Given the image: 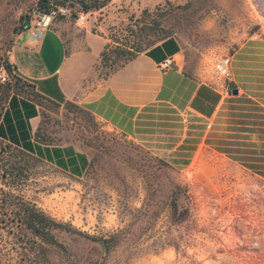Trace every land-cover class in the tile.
<instances>
[{
	"label": "rangeland",
	"instance_id": "1",
	"mask_svg": "<svg viewBox=\"0 0 264 264\" xmlns=\"http://www.w3.org/2000/svg\"><path fill=\"white\" fill-rule=\"evenodd\" d=\"M188 1L159 6L155 0H122L126 16L108 23L116 30L110 47L136 52L171 35H190L207 14L224 9H243L255 22L256 35L264 38V0ZM153 7L160 26L150 31L145 21ZM8 11L14 18L22 13L4 1L0 17ZM187 12L194 14L193 21H185ZM9 47L1 41L0 65L8 61ZM5 87L0 86V96ZM37 100L39 137L89 151L91 168L77 179L50 165L40 167L32 158L29 165L0 140V264H264V177L221 152L222 137L213 128L210 139H201L180 167L78 105ZM3 107L0 103V117ZM257 138L252 142L258 143ZM23 166L30 190L17 177ZM24 201L32 211L73 229L54 232L67 252L53 251L51 263L32 260L8 234L9 229L17 238L31 237L24 224L28 214L18 204Z\"/></svg>",
	"mask_w": 264,
	"mask_h": 264
},
{
	"label": "crops",
	"instance_id": "2",
	"mask_svg": "<svg viewBox=\"0 0 264 264\" xmlns=\"http://www.w3.org/2000/svg\"><path fill=\"white\" fill-rule=\"evenodd\" d=\"M162 1L170 0H155L158 5ZM155 7L148 10L151 17ZM242 10L212 11L199 31L161 39L109 74L101 62L110 45L106 30L93 21L79 29L72 18L58 19L39 42L28 31L15 34L7 59L22 83L12 85L4 104L0 140L25 151L40 167L50 165L83 178L91 168L89 151L73 143L48 144L39 137L37 99H43L61 107L78 105L180 167L187 165L201 139H210L211 128L221 134V152L226 139L234 144L237 137L256 136L264 143V38L256 35L255 22ZM101 15L107 26L115 19L121 22L126 16L122 0H112ZM193 15L187 12L185 21H193ZM206 37L211 42H204ZM228 54L232 79L224 94L213 84L212 65ZM169 57L174 66L163 72L159 64Z\"/></svg>",
	"mask_w": 264,
	"mask_h": 264
},
{
	"label": "trees",
	"instance_id": "3",
	"mask_svg": "<svg viewBox=\"0 0 264 264\" xmlns=\"http://www.w3.org/2000/svg\"><path fill=\"white\" fill-rule=\"evenodd\" d=\"M4 1H7L8 6H13L16 12L22 10L18 18L13 17V11H8L7 14L0 17V43L1 41L5 42L8 48L10 44L9 41L14 38L15 34H20L28 30L32 12L35 9L47 13L53 5L68 6L75 11L74 16H76V12L79 11H98L108 5L112 0H0V4ZM148 17L150 19H148ZM159 17L160 16L156 15V17L152 19L151 15L148 14L145 26L150 27H146L145 29L150 31L158 29L160 26ZM3 37L5 38L4 40L2 39ZM11 41H13V39ZM109 47L110 46H108L103 53L102 60L105 66H111L112 69L117 68L135 56V52L130 51L127 47H116L114 49ZM140 49L141 48H139V50L137 49L136 52H139ZM4 63L7 65V68L10 69L11 66L8 61L5 60ZM19 83L20 81L17 82V85H20ZM11 89L12 86L8 85V87L2 90L0 103H3V105L8 101ZM67 105L71 106L72 104ZM32 115L36 116L37 112H33ZM261 121L264 122V118ZM230 142V139L229 141L226 139L223 153L237 161L243 167L264 177V143H254L249 136L245 138L237 137L234 144ZM26 214H28V211H26ZM26 217L24 224L31 234L30 238H17L15 232L9 229L8 234L13 235L12 237L15 242L22 244V246L24 245V249L32 256V260H35L36 257H41L51 263L53 251L60 250L67 252V247L58 240L54 232L57 230L72 231L73 229L70 225L59 223L50 216L42 215L34 211H31ZM5 228L8 227L6 226ZM37 239L40 240L39 243H37ZM93 240L97 239L93 238Z\"/></svg>",
	"mask_w": 264,
	"mask_h": 264
},
{
	"label": "built area",
	"instance_id": "4",
	"mask_svg": "<svg viewBox=\"0 0 264 264\" xmlns=\"http://www.w3.org/2000/svg\"><path fill=\"white\" fill-rule=\"evenodd\" d=\"M105 7L101 8L98 11H93V12L79 11L76 12V16H74L75 11L68 6L53 5L47 13H43L35 9L32 12L30 25L27 31L30 33L31 38L34 41L39 42L43 39L46 32L49 30V28L54 23V21L58 19L72 18L75 26L79 29H85L87 25H89V23L93 21L95 22V24H97L98 28H102V27L105 28L108 43L110 44L109 46H111L115 44L114 38H116V30L111 29L109 26L106 25L105 21H102V19H104V16L102 15L100 17L98 16V14H100L101 11L105 9ZM153 14H155V16L152 15L151 17L152 19L156 17L157 10L153 11ZM101 62L104 69L103 70L104 73L109 74L113 70L112 67L105 66L103 60H101ZM174 63H175L174 59L172 57H169L159 64V68L161 71L164 72L171 69L174 66ZM231 68H232V56L229 54L217 58L213 63V69H212L214 76L213 84L219 91H221L224 94L228 93L229 91V83L232 79ZM19 81L20 79L16 69L13 66H11L10 69H8L7 65L4 62H2L0 65V86L17 85V82ZM20 83H22V81H20ZM5 144L10 146L7 143Z\"/></svg>",
	"mask_w": 264,
	"mask_h": 264
},
{
	"label": "flooded vegetation",
	"instance_id": "5",
	"mask_svg": "<svg viewBox=\"0 0 264 264\" xmlns=\"http://www.w3.org/2000/svg\"><path fill=\"white\" fill-rule=\"evenodd\" d=\"M18 155H19V157L24 158L26 164L28 161V164L30 165L31 156L29 154H27L25 151H18ZM24 168L25 167L23 166L19 169L17 177L21 178L23 180V183L25 184V188H28V190H30L31 178H30V176H28L26 174V172H24ZM18 204H19V207L21 208V210L23 211L24 216H25L26 211H28V214L32 211V208L30 207L29 203H25V201H24V202H20Z\"/></svg>",
	"mask_w": 264,
	"mask_h": 264
},
{
	"label": "water",
	"instance_id": "6",
	"mask_svg": "<svg viewBox=\"0 0 264 264\" xmlns=\"http://www.w3.org/2000/svg\"><path fill=\"white\" fill-rule=\"evenodd\" d=\"M233 94H234V95H237V94H238V91H237V90H234V91H233Z\"/></svg>",
	"mask_w": 264,
	"mask_h": 264
}]
</instances>
